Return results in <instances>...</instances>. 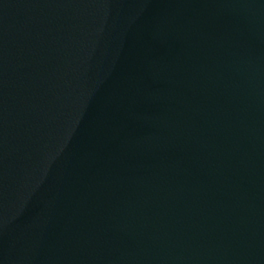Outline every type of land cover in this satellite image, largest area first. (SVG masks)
<instances>
[{"label":"water","instance_id":"95a60500","mask_svg":"<svg viewBox=\"0 0 264 264\" xmlns=\"http://www.w3.org/2000/svg\"><path fill=\"white\" fill-rule=\"evenodd\" d=\"M8 264H264V0H0Z\"/></svg>","mask_w":264,"mask_h":264}]
</instances>
